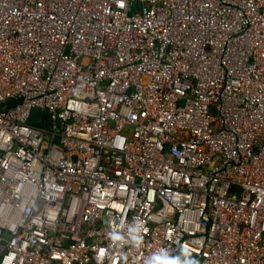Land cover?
I'll return each mask as SVG.
<instances>
[{"label": "built area", "instance_id": "2783aa9c", "mask_svg": "<svg viewBox=\"0 0 264 264\" xmlns=\"http://www.w3.org/2000/svg\"><path fill=\"white\" fill-rule=\"evenodd\" d=\"M0 264H264V0H0Z\"/></svg>", "mask_w": 264, "mask_h": 264}]
</instances>
